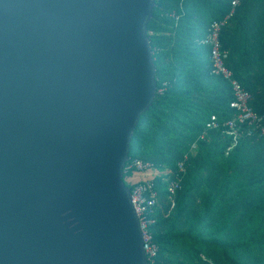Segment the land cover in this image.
<instances>
[{
    "label": "water",
    "instance_id": "1",
    "mask_svg": "<svg viewBox=\"0 0 264 264\" xmlns=\"http://www.w3.org/2000/svg\"><path fill=\"white\" fill-rule=\"evenodd\" d=\"M155 5L0 0V264H148L124 168Z\"/></svg>",
    "mask_w": 264,
    "mask_h": 264
},
{
    "label": "trees",
    "instance_id": "2",
    "mask_svg": "<svg viewBox=\"0 0 264 264\" xmlns=\"http://www.w3.org/2000/svg\"><path fill=\"white\" fill-rule=\"evenodd\" d=\"M231 2L156 0L148 25L157 94L134 132L128 163L152 168L134 170L124 182L147 175L155 183L149 232L159 250L156 264H264V139L243 137L226 155L233 143L223 126L234 116L232 88L212 75L211 49L203 43L210 25L231 13ZM221 43L228 69L264 115V0H243ZM212 116L219 122L214 129L207 127ZM175 179L181 188L172 209L167 187Z\"/></svg>",
    "mask_w": 264,
    "mask_h": 264
},
{
    "label": "built area",
    "instance_id": "3",
    "mask_svg": "<svg viewBox=\"0 0 264 264\" xmlns=\"http://www.w3.org/2000/svg\"><path fill=\"white\" fill-rule=\"evenodd\" d=\"M243 0H232L231 13L223 20L214 21L208 30L207 37L203 40L205 45L211 49L210 59L212 62V75L215 77L223 78L227 81L233 93V100L230 102L229 107L234 112L231 120L225 122V134L232 138V146L226 152V155L235 148L239 140L243 137L259 136L264 139V115L260 116L255 113L251 107L253 100L252 95L247 92L238 80H235L233 73L227 67L229 59V52L225 50L221 43L222 29L226 26L228 20L234 14V11ZM162 92V91H159ZM207 127L214 129L219 127V122L215 116H212L207 123ZM195 148V146H193ZM152 168L149 163H143L135 160L126 163L124 168V176L130 174L132 171L139 173H146ZM186 164L181 162L178 165L180 174L185 173ZM180 176V175H179ZM181 180L175 179L168 184L167 191L170 195L171 208L175 207V198L177 191L181 188ZM131 192V202L135 213L138 217L142 237L143 249L147 257L148 264H156L158 256V247L153 243V237L149 232L150 226L154 220L150 218L152 214L156 213L158 206V196L155 188V183L152 180H145L142 183L133 187Z\"/></svg>",
    "mask_w": 264,
    "mask_h": 264
},
{
    "label": "rangeland",
    "instance_id": "4",
    "mask_svg": "<svg viewBox=\"0 0 264 264\" xmlns=\"http://www.w3.org/2000/svg\"><path fill=\"white\" fill-rule=\"evenodd\" d=\"M147 175H137L131 179H125V183H127L128 187L137 184L139 181H145ZM151 179V178H149Z\"/></svg>",
    "mask_w": 264,
    "mask_h": 264
}]
</instances>
